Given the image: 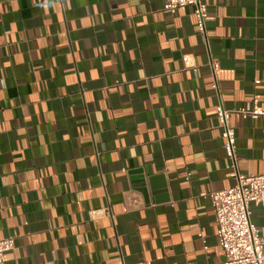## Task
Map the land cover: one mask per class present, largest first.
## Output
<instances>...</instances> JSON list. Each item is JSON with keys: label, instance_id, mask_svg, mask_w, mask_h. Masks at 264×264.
<instances>
[{"label": "crops", "instance_id": "1", "mask_svg": "<svg viewBox=\"0 0 264 264\" xmlns=\"http://www.w3.org/2000/svg\"><path fill=\"white\" fill-rule=\"evenodd\" d=\"M200 1L206 40L164 0H0L3 264L224 260L203 194L233 170L208 61L226 109L264 111V0ZM230 123L238 171L264 173V116Z\"/></svg>", "mask_w": 264, "mask_h": 264}, {"label": "built area", "instance_id": "2", "mask_svg": "<svg viewBox=\"0 0 264 264\" xmlns=\"http://www.w3.org/2000/svg\"><path fill=\"white\" fill-rule=\"evenodd\" d=\"M183 7H192L195 27L201 37L206 40L207 6L200 0H164L163 11L168 14ZM208 67L211 73L212 89L218 96L215 106V119L221 130L220 137L226 158L233 170V184L219 191L203 194L210 201L214 210L216 236L222 250L224 260L218 264H264V240L259 230L250 219L249 206L264 204V173L241 174L237 169L235 153V131L230 123L232 113H238L243 119L264 116V111L254 104L251 110L226 109L219 95L216 73L219 64L209 58ZM204 242V238L201 237ZM14 248V239L0 238V264L5 254Z\"/></svg>", "mask_w": 264, "mask_h": 264}]
</instances>
